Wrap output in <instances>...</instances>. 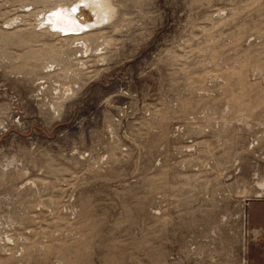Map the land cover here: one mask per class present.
Returning <instances> with one entry per match:
<instances>
[{
  "label": "rangeland",
  "instance_id": "374dc122",
  "mask_svg": "<svg viewBox=\"0 0 264 264\" xmlns=\"http://www.w3.org/2000/svg\"><path fill=\"white\" fill-rule=\"evenodd\" d=\"M80 1L0 0V264H242L264 0Z\"/></svg>",
  "mask_w": 264,
  "mask_h": 264
},
{
  "label": "bare ground",
  "instance_id": "6f19581e",
  "mask_svg": "<svg viewBox=\"0 0 264 264\" xmlns=\"http://www.w3.org/2000/svg\"><path fill=\"white\" fill-rule=\"evenodd\" d=\"M77 5H78L77 8H75L76 6L73 7V8H75V10L73 8H68V6H67V7H59V10H57V12L53 13V11H52V14L49 17V20L52 21V24L54 25V27L65 28L66 24H69L72 27H74L76 25V23L80 21V18H79L77 13L83 9L89 11L92 14L91 15V17H92L91 22L93 24L98 23L102 20L104 21L105 19L109 18L114 11L112 9L110 3L108 2V0H82V2L80 4H77ZM78 9H80V10H78ZM54 11H55V9H54ZM90 13H89V15H90ZM82 14H84V13L82 12ZM91 17H89V19ZM69 21H73V23H70ZM74 21H76V23ZM87 23L89 24L88 21H87ZM92 23L89 25H93ZM84 24H86V23H84ZM84 24H82V25H84ZM89 25H88V27H89ZM86 26H87V24H86ZM66 30H68V29H66Z\"/></svg>",
  "mask_w": 264,
  "mask_h": 264
},
{
  "label": "crops",
  "instance_id": "0c3cea01",
  "mask_svg": "<svg viewBox=\"0 0 264 264\" xmlns=\"http://www.w3.org/2000/svg\"><path fill=\"white\" fill-rule=\"evenodd\" d=\"M252 202L262 203L263 206H264L263 202H260V201L258 202V201H255V200L252 201ZM252 202H249L248 206H247V221H248V224L250 226L254 227V228L251 229L252 231H258L259 227L264 226V212H263L262 219L260 221H257V222H254V223H250L249 219H248V216H249L248 207L250 206V204ZM252 231H250V232H252ZM252 237H253V238H251L252 240L251 239L250 240L252 241V244L256 245V247L252 249L253 246L250 245V247H249V245H248V252H247V260H248V262H247V264H249V257H250L251 253L253 254V256H251V257L258 258L259 259V264H263V262H264V238L259 235V232H257V233L255 232L252 235Z\"/></svg>",
  "mask_w": 264,
  "mask_h": 264
},
{
  "label": "built area",
  "instance_id": "2783aa9c",
  "mask_svg": "<svg viewBox=\"0 0 264 264\" xmlns=\"http://www.w3.org/2000/svg\"><path fill=\"white\" fill-rule=\"evenodd\" d=\"M246 223L248 224V221L246 220ZM260 231V232H259ZM243 237H242V245H241V261L242 264H247L248 260H247V252H248V245H249V240L247 238V236L249 235V230L247 228H245V230L243 231ZM259 235L261 237L264 238V226L259 227ZM264 264V262H263Z\"/></svg>",
  "mask_w": 264,
  "mask_h": 264
}]
</instances>
